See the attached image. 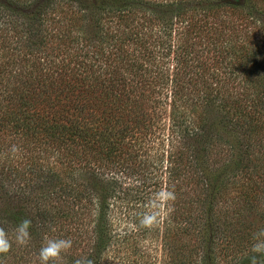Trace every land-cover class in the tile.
Returning a JSON list of instances; mask_svg holds the SVG:
<instances>
[{
	"label": "trees",
	"instance_id": "1",
	"mask_svg": "<svg viewBox=\"0 0 264 264\" xmlns=\"http://www.w3.org/2000/svg\"><path fill=\"white\" fill-rule=\"evenodd\" d=\"M211 114L242 133L240 199L226 214H264V0H0L7 233L25 214L38 216L29 231L40 239L59 238L67 214H171L172 176L187 168L194 141L222 140ZM196 185L178 209L215 214L218 200L200 197ZM96 190L119 208L99 205ZM111 236L96 239V264L130 235ZM170 241L161 231L160 244ZM253 243L204 231L195 260L190 252L182 263L200 261L204 246L215 264L250 263Z\"/></svg>",
	"mask_w": 264,
	"mask_h": 264
},
{
	"label": "rangeland",
	"instance_id": "2",
	"mask_svg": "<svg viewBox=\"0 0 264 264\" xmlns=\"http://www.w3.org/2000/svg\"><path fill=\"white\" fill-rule=\"evenodd\" d=\"M240 21V20H239ZM213 122V130L222 131V140L220 143H204L201 139L194 141L196 149L190 154L187 168H180L174 172L171 181V201L168 202L171 214H67L68 220L62 231L56 235L59 238L72 240V247L61 254L63 264L73 262L82 257H87L91 253V261H94L98 248L94 245L100 236L105 239L111 233L110 241L121 238L124 232L130 236L125 237V242L117 245H109L99 257L98 264H183V258L192 253V259L197 252L196 241L202 232L222 229L225 233H230L238 241H247L253 239V234L264 229V214H249L246 210H240V214H226L229 204L240 199L238 190L239 181H242L240 168L237 164L241 152L239 142L242 140L240 130H229L223 128L217 121H212L214 115H209ZM224 130V131H223ZM215 133L214 131H211ZM209 138L214 139V134ZM233 146V147H232ZM157 147V145L155 146ZM161 150V146L159 148ZM192 149V148H191ZM259 162H264V154L259 155ZM227 164L226 166H224ZM224 166V168H222ZM220 168V169H217ZM211 171L212 184L208 192L201 188L203 174ZM190 173L193 174L195 181L192 182ZM205 175V174H204ZM171 177V178H172ZM191 179V180H190ZM194 183L198 188L200 197L209 199L212 195L217 199L215 214H184L179 208L180 201L190 197ZM165 184H163V187ZM95 190V189H94ZM93 190V191H94ZM92 191V192H93ZM103 193L96 190L94 195L98 204L108 203L113 205V209H118L116 199L110 192ZM166 197L163 198L165 200ZM84 205L89 207L88 203ZM117 205V206H116ZM257 212V211H256ZM258 213V212H257ZM10 214H0V217L6 218ZM27 218L39 220L38 216L25 214ZM17 220L10 221V224H16ZM232 222L233 224H229ZM107 225V226H106ZM124 229V230H122ZM170 233V243L168 245L160 244L161 231ZM136 233H133L135 232ZM151 231L154 232L153 236ZM45 232L40 239L30 234L31 239L27 245H20L15 241V229L8 232V238L11 241V248L6 253H0V264H40L38 252L44 238L55 239L56 236ZM61 235H59V234ZM120 233V236H118ZM202 259L197 262L186 264H215L216 258L208 246L200 248ZM194 251V252H193ZM183 262V263H182ZM227 264L226 262H217V264ZM49 264H58L57 261H49ZM245 264H250L245 263Z\"/></svg>",
	"mask_w": 264,
	"mask_h": 264
},
{
	"label": "clouds",
	"instance_id": "3",
	"mask_svg": "<svg viewBox=\"0 0 264 264\" xmlns=\"http://www.w3.org/2000/svg\"><path fill=\"white\" fill-rule=\"evenodd\" d=\"M32 226V220L25 217L19 221L15 228V241L20 245H27L31 239L29 229ZM252 255L248 258L250 264H264V229L253 234ZM72 240L67 238H44V243L39 249L38 259L40 264H49V261H57L63 264L61 254L67 252L72 247ZM11 241L8 233L3 227H0V253H6L11 248ZM73 264H93V261L87 257L76 259Z\"/></svg>",
	"mask_w": 264,
	"mask_h": 264
}]
</instances>
